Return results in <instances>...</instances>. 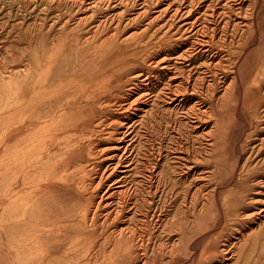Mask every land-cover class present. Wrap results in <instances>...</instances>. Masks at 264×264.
<instances>
[{
    "label": "bare ground",
    "instance_id": "obj_1",
    "mask_svg": "<svg viewBox=\"0 0 264 264\" xmlns=\"http://www.w3.org/2000/svg\"><path fill=\"white\" fill-rule=\"evenodd\" d=\"M60 1L61 4L63 1ZM110 1L111 0H109V2ZM144 1L146 2V0ZM2 2L4 1L2 0ZM53 2L56 3V1ZM64 3L65 2L62 4ZM185 3H187V1ZM57 4L59 5L58 2ZM94 4L92 5L94 6ZM189 4L192 5L190 2ZM89 7L92 8V6ZM89 7L87 5V9ZM168 7L169 6L166 8ZM217 8L218 7H216V10ZM207 9L209 8L207 7ZM184 10L182 12H184ZM236 10L238 9L236 8ZM166 12L167 10L165 13ZM119 13L120 12H118V14ZM140 13L138 14L140 15ZM120 14L119 16H121ZM204 15V17L207 16L206 14ZM83 20H85V18ZM105 22L104 20V23ZM189 22L185 24L186 27L184 28L186 29L183 30H190L193 33V42L191 41L190 45L183 43L186 45L185 47L180 44L178 47L171 48L168 52H163V54L162 52L156 53L155 57L150 60L143 69L135 70L130 74L132 76L128 82L127 88H125L123 83H117L109 85V87L103 86L94 90L92 86L93 83H89L81 86L75 93L72 92L70 95H66L67 97L55 94L37 98L35 95H32L30 102L22 108H19V111L17 110L18 114H16V116L5 119L3 123V129L4 132H6L5 157L8 161L7 165L10 167L11 163L9 162L11 161L12 149H14V167L18 169L15 170V173L19 175L18 177L14 175V178L15 176L17 177L15 185L17 188L14 190V194L13 192V195L11 194V197L14 198L12 203L15 202L17 204H15L17 211L15 207L12 208L15 210V214L20 215L19 225H21V221L24 218L26 219L27 216H31L34 220L32 228L29 229L30 231L28 230L24 236L20 235V240H18L16 244L15 253L18 260H20V264L35 263L36 251L38 255L43 258V261H45L48 255L41 249L44 245V241L50 242L46 244L50 245V251H52L53 248L65 247V249L63 248L55 257L52 256L51 259L55 261L54 264H74L75 262L73 263V261L75 260H77L79 264H88L91 262V258L94 259V264H103V262L106 264H149L158 256L173 260L182 250L188 251L192 249L198 253L200 250L199 245L202 242L201 239L198 240L195 237L191 238L186 245H184V240L182 241V232L184 227L192 230L199 226V219L206 220L209 216L206 214L207 208L211 203L218 208L217 219L221 217L219 210H223L225 207L232 213L236 212L237 220L240 221L244 219L249 220L253 217H258L261 220L264 219V178H260L261 180H253L252 186L248 187V193L245 194V192L240 191L243 197L231 200L222 199L225 191H228L235 180V178H231L232 169H230V160H228L231 144L234 146L233 151L237 157V168L239 167L241 172L250 168L251 164L255 162L258 157H261L264 151V123L258 120L259 112L264 108V96L262 101L259 96L261 92H263L262 89H264H261V87L264 86V64L262 67L259 65V67L254 68L255 70L253 69L256 73V77L254 76L253 78L257 82V88L249 91L251 90L250 88L248 92L244 94L245 86L250 84L246 85V82L251 76L249 75L250 67L247 68L243 64L244 67H240L242 71L240 72L237 70L236 66L238 61H234L235 63L228 67L225 65L223 58L220 59L219 57H212L211 60L209 59V63L197 61L193 55L196 54L194 53V46L197 45V54L203 56L214 51V49H212L214 44L200 39L197 34L199 32L198 29L194 27L192 22ZM193 22L195 23V21ZM205 22L207 23L206 20ZM111 24L113 23L111 22ZM244 26L243 28H245ZM57 28L59 27L57 26ZM243 28L241 29L243 30ZM100 31H102V29ZM100 31L99 34L102 33ZM54 32L56 34H52L53 36L50 40H60L61 33ZM236 32L237 31H235V33ZM161 34H163V32ZM115 36L117 35L115 34ZM228 38L229 36H224L221 42H217L218 44L215 45L216 51H223L227 54L226 56H229V50L235 48V45H237L240 54L243 53L248 55L249 62L259 51L264 41L262 36L260 37L259 35L258 37L255 33L249 32L241 36L239 35L237 38L231 36V40L228 43L229 46H227ZM163 40L164 38L161 39L160 43ZM181 40H184V38ZM87 41V39H84L81 42V46L86 44ZM149 41L150 40H148V42ZM68 42L70 43V41ZM156 42L157 41H155V43ZM224 45L227 47L225 48ZM96 46L98 45L96 44ZM156 52L158 51L156 50ZM9 58L6 59L8 60ZM6 59L4 60L6 61ZM111 59L112 57L110 60ZM4 60H2V62ZM113 60L111 61L112 63ZM177 61H181L180 67L177 65ZM227 61L229 62V60ZM8 63L10 62H7V64ZM53 67H40L37 73L38 84L44 90L53 73ZM18 68L19 70L23 69L25 73H31L33 71L31 66L24 64H20ZM158 69L160 70L158 71ZM14 73L16 72L14 71ZM126 73H128V71ZM90 75L91 74H89V76ZM110 75L112 74L110 73ZM127 75L129 76V74ZM229 75H231V77H228ZM11 76H9V78ZM120 80L122 81V79ZM163 82L165 83L164 85H162ZM13 89L16 88L14 87ZM44 94L46 95L45 92ZM5 99H8V97H5ZM6 104L7 103H5V105ZM95 109L98 112L95 111L96 113L87 125H81L83 128L80 125L77 126L75 120H73L76 115H84L87 110L91 111ZM230 110L233 112L232 115L226 117V112H230ZM9 132L14 133L13 142L9 141V136L7 137ZM0 134H2V132ZM165 137H168L167 145L163 146V143H160L161 147L157 151L155 146L156 143L153 142L154 140L152 141V139L159 138V140L161 139L162 141V138ZM104 140L110 141L111 143L106 144ZM0 147L2 146L0 145ZM67 150H71L74 153L78 152L79 157L75 156L72 158L70 156L71 158L68 157L67 159L63 158L59 160L62 162L56 167L54 165L53 168L56 172L53 171L51 173L49 170L53 166L52 160H54V158L56 160L57 152ZM216 157L222 158L220 161L221 163L217 162ZM169 158H171V161ZM7 165L4 171L6 174L5 176H8L11 172V167L9 168ZM2 168L3 167H0V170ZM68 185L74 187L75 194L71 198L69 197V199H66L63 194L66 193ZM6 186L7 185H4V188H6ZM7 192L10 191L7 190ZM52 192L54 194L53 197L51 196ZM240 192H238V194ZM47 202L49 203L46 206ZM236 203L239 205H235ZM4 206H6V204ZM249 206L255 207L254 209L256 212L254 211L248 214L249 212L247 209ZM43 208L48 209L46 213H43ZM225 213L223 215H225ZM6 214V223H9L10 219H13V216L10 217L8 213ZM39 216H41V218L36 221ZM43 216L48 217V222H50L49 227H47L48 224L44 222ZM76 221L79 223H76ZM23 224L22 226H24ZM219 225L221 226V222ZM16 226H18L17 223ZM28 226L27 228H29ZM14 227L12 229H14ZM252 230H254L252 226L248 228L249 232ZM84 232L88 233V236H85L86 238L81 236ZM239 232L240 230L237 232L239 237L235 239V242L234 240H227L228 244H224L220 252L230 254L231 249H234L240 241L246 239L248 233H246L245 230ZM165 239L167 244L164 243ZM89 240H91L92 243H89V246L87 244L86 247L85 242ZM10 242L12 241L10 240L9 244ZM203 252L205 253L204 250ZM85 253L86 256L90 258L88 263L87 257L85 258ZM200 253L202 254V251ZM27 256L31 257L28 263L25 261ZM230 260L232 261V257ZM152 263L154 264V262ZM41 264L46 263L42 262Z\"/></svg>",
    "mask_w": 264,
    "mask_h": 264
},
{
    "label": "rangeland",
    "instance_id": "obj_2",
    "mask_svg": "<svg viewBox=\"0 0 264 264\" xmlns=\"http://www.w3.org/2000/svg\"><path fill=\"white\" fill-rule=\"evenodd\" d=\"M3 1L4 2H2V0H0V61L2 62V60L10 57L9 59L13 63L9 59L8 60L6 59V61L4 60L2 62V65L0 62V71H1L0 76L2 77V78L0 77V94H1L0 95V133L2 132V134H0V145L2 146V147H0V152H1L0 153V157H1L0 158V167L4 168V169L2 168L0 170V264H20L19 263L20 260H18V257L16 256V253H15L16 247H17L16 244L18 243L17 241L20 240V238H19L20 235L24 236V234H26V232L30 228H32L33 223H34L33 218L31 216H27L26 219L25 218L23 219L24 221L23 220L21 221V225H19L20 224V222H19L20 215H17L14 212L15 210L17 211V208L15 207L17 204L15 202L12 203L14 201V198L11 197V194H12V192L14 194V190H16V188H17V186H15L16 185V178L19 175L17 173H15V170L17 168L15 169V167H14V163H15L14 149H12L11 161L9 162V163H11V166H10L11 168L7 165L8 161L5 157L6 156V153H5L6 152L5 151L6 134L5 133L6 132H4V129H3V123H4L5 119L8 117L16 116V114H18L19 108H22L24 105H27L30 102L32 95H35V97H37V98H41L42 96H45V97L49 96V95L51 96V95H55V94H59L60 96L64 95L65 97H67L68 95H70V93H72V92L75 93L81 86L89 84V83H91V84L93 83L92 86H93L94 90L99 89L100 87H103V86L109 87V85H113V84H117V83H123L125 85V88H127L128 82L132 76L130 74H132L133 71H135V70L143 69L147 65V63L155 57L156 53L162 52V54H163V52H168L171 48H174L176 46L178 47L180 44H182L185 47L186 45H184L183 43L190 45L191 41L193 42V40H194L193 36H192L193 33L190 30H187V31L183 30V29H186V28H184V27H186L185 24L188 23L189 21H190L189 23L192 22L194 24V27L196 29H198L199 32L197 34L200 37V39L205 40V42L207 41L209 43L214 44L213 48H212V49H214V51L209 53V54H205L203 56L197 54V52H198L197 51V45H195L196 47L194 46V53H196V54H193V55L197 61L202 62V63H209L208 61H210L212 59V57H216V58L219 57L220 59L223 58L225 65H227L228 67H230V65H232L233 63L240 61L239 63L237 62V65H236L237 70L240 72H242L241 68L244 67L243 64L247 68L250 67L249 75H251L252 77L250 76L249 80L246 82V85H248L249 83L250 84L248 86H245L244 94H246L250 88H251V90H249V91H252V90L257 88V82L253 78L254 76L256 77V73L254 71L255 70L254 68L259 67V65H260V67H262V65L264 64V44H263L264 41L261 44L259 51L254 55L253 59L250 62L248 59V55H245L243 53L242 54L239 53L240 50H238L237 45H235V48H231L229 50L230 51L228 54L229 56H226L227 54H225L223 51L217 52L216 48H215V45L218 44L219 42H221L222 39L224 38V36H229V38H228L229 40H227L228 41L227 46H229L228 43L231 40V38H230L231 36L237 38L239 35L241 36L242 34L249 33V32L255 33L256 35H258V37L260 35V37L262 36V38L264 39V37H263L264 36L263 35L264 34V0H218L219 2L217 0H209V1L208 0L207 1L206 0H180L181 3L179 2V0H157V1L156 0H146V2L144 0H128V1L125 0L126 2L124 0H119V1L118 0H111L110 2H109V0L108 1L107 0H83V1L81 0L82 3L80 0H74V1L72 0V2H75V3H72L71 0L70 1L69 0H66V1L62 0L63 2H65L64 3L65 5L62 4L63 2L60 4V2H61L60 0L59 1H57V0H3ZM53 1H56V3ZM77 1H78V3H77ZM93 1L95 2V4ZM99 1H101V2H99ZM138 1H140V2H138ZM184 1L185 2L187 1V3H185ZM188 1L192 5H190ZM197 1L200 4H198ZM210 1H212V2H210ZM215 1H216V3H215ZM57 2L59 3V5L57 4ZM87 2H89V3H87ZM91 2H93V3H91ZM96 2H97V4H96ZM107 2H108V4H107ZM116 2H117V4L118 3L120 4V2H121V4L117 5ZM141 2H142V4H141ZM210 3H211V5H210ZM219 3H220V5H219ZM92 4H94V6ZM99 4H101V5H99ZM182 4H183V6H182ZM201 4H202V6H201ZM87 5H88V7L92 6V8L89 7L87 9ZM140 6H141V9H140ZM167 6H169L168 8L170 10L168 8H166ZM213 6H215V7H213ZM187 7H188V9H187ZM197 7H199V8H197ZM207 7L210 10L207 9ZM216 7H218L217 10H216ZM233 7H235V8H233ZM236 8L238 10H236ZM164 9L167 10L166 13H165L166 10H164ZM184 9H187V10H184ZM143 10H144V12H143ZM177 10H178V12H177ZM183 10H184V12H182ZM191 10H193V11H191ZM211 10H213L214 12ZM238 11H240V12H238ZM118 12L121 13V14L119 13L121 16H119ZM137 12L138 13L142 12V13H140V15H139ZM191 12H192V15H191ZM176 13H178V14H176ZM142 14H143V16H142ZM186 14H188V15H186ZM204 14H206L207 16L204 17L205 16ZM229 15H231V16H229ZM193 17L195 20L193 19ZM231 17H232V19H235V20H232ZM84 18H85V20H83ZM103 18H105V19H103ZM113 18H115V19H113ZM190 18H191V20H190ZM196 18H197V20H196ZM56 19H57V21H56ZM185 19H186V21H185ZM204 19L207 21V23L205 22ZM104 20L106 21L105 22L106 25L104 23ZM167 20H168V22H167ZM192 20L195 21V23ZM230 20H231V22H230ZM115 21H117V22H115ZM226 21L227 22L229 21V22L227 23ZM111 22L113 24H111ZM225 23H226V25H225ZM85 24L87 27L85 26ZM178 24H179V27H178ZM200 24H201V26H200ZM237 24H239L240 27ZM57 26L59 28H57ZM235 26H237V27H235ZM243 26L245 28H243ZM66 27H68V28H66ZM197 27H199V28H197ZM72 28H74V29H72ZM147 28H148V30H147ZM241 28H243L244 31ZM85 29H87V30H85ZM101 29H102V31H100ZM143 29H145V30H143ZM70 30L71 31L73 30V31L71 32ZM113 30H114V32H113ZM241 30L243 33L241 32ZM54 31H56L57 33L58 32L61 33L60 40H57V41L56 40H53V41L50 40L52 38V36L56 34ZM67 31L71 32V33H68ZM99 31L102 33L99 34ZM235 31H237V32L235 33ZM238 31H239V33H238ZM78 32L81 34H79ZM112 32L114 33V35ZM162 32H163V34H161ZM173 32H175V33H173ZM67 33H68V35H67ZM132 33H133V35H132ZM200 33H202V34H200ZM101 34H102V37H101ZM115 34L117 36H115ZM119 34H120V36H119ZM236 34H238V35H236ZM123 35H124V38H123ZM153 35H154V38H153ZM177 35H179V36H177ZM104 36H106V37H104ZM173 36H174V40H173ZM127 37H128V39H127ZM63 38H64V40H63ZM65 38L67 39V42H66ZM117 38H119V39H117ZM121 38H123V39H121ZM162 38H164V40L160 43ZM183 38H184V40H181ZM84 39H87L88 41L86 44L81 46V42ZM96 39H98L99 41ZM104 39H105V41H104ZM148 40H150V41L148 42ZM68 41H70V43ZM155 41H157V42L155 43ZM41 42H42V44H41ZM129 43L132 45H130ZM96 44L98 46H96ZM163 45H164V47H163ZM145 46H147V47H145ZM227 46L224 45L225 48ZM24 49H25V51H24ZM156 50L158 52H156ZM132 52H133V54H132ZM30 53H31V55H30ZM136 53H138V54H136ZM113 54H114V56H113ZM129 54H131V55H129ZM209 56H211V57H209ZM92 57H94V58H92ZM106 57H108V58H106ZM111 57H112V59L110 60ZM14 58H15V60H14ZM142 58H144V59H142ZM259 58H260V60H259ZM102 59H104V60H102ZM112 60H113V63L111 62ZM227 60H229V62ZM17 61H18V63H17ZM7 62H10L11 64L10 63L7 64ZM124 62L125 63L127 62V63L125 64ZM134 62H136V63H134ZM20 64L31 66L33 71L31 73H25L23 69L19 70L18 67H20ZM40 64H41V66H40ZM96 64L97 65L99 64V65L97 66ZM109 65H111V66H109ZM139 65H141V66H139ZM177 65L180 67L181 61L180 62L177 61ZM4 66H6V67H4ZM51 66L52 67L54 66L53 67V73L50 77L48 85L45 87L46 89L44 90L38 84L37 73H38L40 67L47 68V67H51ZM93 66H95L96 68ZM1 67H2V69H1ZM15 67H16V69H15ZM159 70L160 69H158V71ZM14 71L16 73H14ZM98 71H100L101 74ZM127 71H128V73H126ZM11 72H12V74H11ZM110 73L112 75H110ZM89 74H91V75L89 76ZM127 74H129V76ZM113 75L115 76V78ZM9 76H11V77L9 78ZM82 76H83V78H82ZM12 77H14V78H12ZM228 77H231V75H229ZM12 79H13V83H12ZM94 79H96V80H94ZM115 79H116V81H115ZM120 79H122V81ZM26 80H28V81H26ZM97 81H99V82H97ZM164 84L165 83L163 82L162 85H164ZM11 85H12V87H11ZM6 86H8L9 88ZM27 86H28V88H27ZM63 86H66V87H63ZM14 87L16 89H13ZM61 87H62V89H61ZM246 87H248V88H246ZM111 88H113V87H111ZM262 88H264V86L261 87V89ZM25 90H27V91H25ZM3 91H4V96H3ZM10 91H12V92H10ZM32 91H33V93H32ZM262 91L263 92H261V95H259L261 101H262L263 96H264V89H262ZM5 92H7V93H5ZM44 92L46 93V95L44 94ZM98 94H101V93H98ZM11 96L14 98H12ZM5 97L6 98L8 97L9 100L5 99ZM8 101H10V102H8ZM2 103L4 104L5 107L3 106ZM5 103H7V104L5 105ZM14 111H15V113H14ZM95 111H97V110L96 109L91 110V111L87 110L86 111L87 114L84 113V115H76L73 120H75V123L77 124V126L87 125V123L90 121V119L96 113ZM232 113H233L232 110H230V112L229 111L226 112V114H227L226 117L231 116ZM243 114L245 115L244 112H243ZM258 118H259L258 119L259 121H262V123H264V108L259 112ZM8 136H9V141L13 142L14 141V133L9 132L7 137ZM167 138L168 137L162 138L163 142L161 141V139L159 140V138H153L152 139V141L154 140L153 142H155L156 144L158 143L157 145L155 144L157 151L161 147L160 143H163V146L167 145V142H168ZM12 142H11V145H12ZM104 142H106V144L111 143L110 141H107V140H104ZM233 148H234V146L231 144L230 155H229L228 160H230L229 165H230V169H232L231 170V172H232L231 178H235V180L231 184V187L228 189V191L227 192L225 191L223 198H222L223 200H225V199L226 200L239 199L240 197H243V194L240 191L245 192V194L248 193L249 192L248 187L252 186L253 180L264 178V163H263L264 151L262 152L261 157H258V159L251 164L250 168L241 172L239 170V167L237 168L238 161H237L236 154L233 151ZM2 155H4V156H2ZM56 155L58 158L56 157V160H55V158H54V160H52L53 166L49 170L51 173L53 171L56 172V170H53V168H54V165L56 167L62 162L59 160H62L63 158L67 159L70 156L72 158L75 156L79 157L78 152L74 153L71 150L60 151V152L58 151ZM169 159L171 161V158H169ZM221 160H222L221 157L217 158L218 163H221L220 162ZM2 165H5V166H2ZM6 165L11 170L10 174L9 175L7 174L9 177L5 176L6 174L4 171L6 170ZM233 169H234V171H233ZM242 174H244V175H242ZM14 175H16L17 177L15 176V178H14ZM10 182H13V183H10ZM249 183H250V185H249ZM4 185H7L6 188H4ZM7 190L10 192H7ZM238 192H240V193L238 194ZM74 194H75L74 187L72 185H68V187L66 188V193H64L63 196H64V198L69 199V197L71 198ZM51 196L52 197L54 196L53 192L51 193ZM4 197H5V199H4ZM9 203H11V204H9ZM48 203L49 202L46 203V206L48 205ZM5 204L7 207L8 206L9 207L7 208L6 206H4ZM235 205L238 206L239 204L236 203ZM12 207L13 208L15 207L16 209L14 210ZM51 208H49V209H51ZM254 208L255 207L249 206L247 209V211L249 212L248 214L253 213L254 211L256 212V210ZM4 210H5V213H4ZM47 210H48L47 208H43V213H46ZM251 210H252V212H251ZM219 211H220L221 217H220V219H217L218 218V216H217L218 208L213 203H211L208 205V208H207L206 214L209 215L207 217V219L206 220L199 219L198 223H199L200 227L197 226L192 230H189L186 227H184V229H183L184 233L182 232V237H183L182 241L184 240V245H186V243L191 238L195 237L198 240L201 239L202 242L199 245V249L202 251V254L200 253L201 252L200 250L198 253L192 249L188 250V251L182 250L180 253H178V255L173 260H170V259L163 257V256H161V257L158 256L157 257L158 259L155 258L154 261H152V262H154V264H156V263H158V264H193V263L194 264H196V263L197 264H217V263H220V264H222V263H224V264H264V219L261 220L258 217H253L249 220L244 219L243 221H240V220H237L236 212L232 213L229 210H227L226 207L223 210H219ZM6 213H8V216L10 215V217L13 216L12 217L13 219H10L9 223H6V219H7L5 216V215H7ZM224 213H225V215H223ZM40 218H41V216H39L36 219V221H38ZM43 220L45 223L48 224L47 227H49L50 222H48V217L43 216ZM4 221H5V223H4ZM23 222H24V224H23ZM220 222H221V226L219 225ZM10 223H12V224H10ZM16 223L18 226H16ZM76 223H79V222L76 221ZM13 224L15 227L13 226ZM22 224L24 226H22ZM30 224H32V225H30ZM28 225H30V226H28ZM12 226L14 227V229H12L13 228ZM27 226L29 228H27ZM251 226L255 231L254 230H252L251 232L248 231V228ZM4 227H6V228H4ZM7 227H9V228H7ZM195 229H196V231H195ZM236 229H238V230H236ZM239 230H240V232L245 230L246 233H248V235L246 236V239H244L243 241H240V243H239L240 245L238 244L239 246L237 245L234 249H231L232 253L230 252V254H228V253L220 252V250H222V247L224 246V244H226V245L228 244L227 240L228 241L234 240V242H235V239H237V237H239V235H237V232ZM9 231L12 233H10ZM86 231H87V229H86ZM22 232H23V234H22ZM83 234H85V235H83ZM83 234L81 235L82 237L88 236V233H86V232H84ZM10 240L12 241V242H10V244H14V245L9 244ZM86 242H85L86 247H87V244L89 246L92 243L91 240L86 241ZM48 243H50V242L44 241V245H43V247H41L42 251L48 255V258L45 259V261H43V258L41 256H39L38 252L36 251L35 252V263L33 262L32 264H41L42 262H44L46 264H48V263L51 264L53 262L52 264H54L55 261H53L51 259L52 256L55 257V255L59 254L60 251L63 250V248L65 249V247H63V248L57 247V248H53L54 251L53 250L50 251L51 250L50 245H46ZM164 243L167 244L166 239H165ZM9 245H10V247H9ZM60 248H62V249H60ZM203 250L205 251V253L203 252ZM86 253H87V249H86ZM86 253H85V258L87 257ZM196 253H197V256H196ZM88 257H87V263L90 260V258H88ZM198 257H200V258H198ZM231 257H232V261L230 260ZM30 260H31L30 256H27L25 258V261L27 263ZM195 260H197V261H195ZM155 261H157V262H155ZM161 261L162 262L166 261V262L162 263ZM152 262H150L149 264H151ZM73 263L76 264L77 260L73 261ZM29 264H31V263H29ZM77 264H79V263H77ZM88 264H94V259L91 258V262ZM103 264H106V263L103 262ZM107 264H110V263H107Z\"/></svg>",
    "mask_w": 264,
    "mask_h": 264
}]
</instances>
